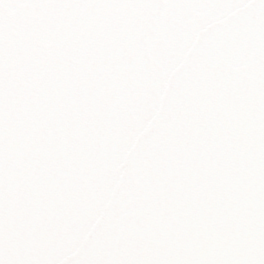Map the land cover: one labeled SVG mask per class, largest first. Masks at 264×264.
Instances as JSON below:
<instances>
[{
    "label": "snow or ice",
    "instance_id": "6c2138e0",
    "mask_svg": "<svg viewBox=\"0 0 264 264\" xmlns=\"http://www.w3.org/2000/svg\"><path fill=\"white\" fill-rule=\"evenodd\" d=\"M0 264H264V0H0Z\"/></svg>",
    "mask_w": 264,
    "mask_h": 264
}]
</instances>
